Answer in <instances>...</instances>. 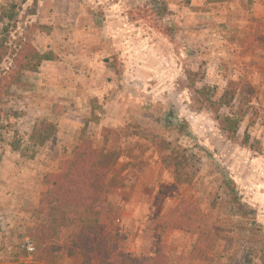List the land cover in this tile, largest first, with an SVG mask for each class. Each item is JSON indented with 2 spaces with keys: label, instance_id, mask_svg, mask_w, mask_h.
Here are the masks:
<instances>
[{
  "label": "rangeland",
  "instance_id": "1",
  "mask_svg": "<svg viewBox=\"0 0 264 264\" xmlns=\"http://www.w3.org/2000/svg\"><path fill=\"white\" fill-rule=\"evenodd\" d=\"M15 2L0 63V264H88L62 248L71 227L53 257L39 239L52 217L43 178L80 145L115 160L111 239L132 257L264 264V0ZM30 48L59 60L22 71ZM40 121L56 126L42 147L29 139Z\"/></svg>",
  "mask_w": 264,
  "mask_h": 264
},
{
  "label": "trees",
  "instance_id": "2",
  "mask_svg": "<svg viewBox=\"0 0 264 264\" xmlns=\"http://www.w3.org/2000/svg\"><path fill=\"white\" fill-rule=\"evenodd\" d=\"M15 1L8 0V10L0 14V63L7 55L6 44L11 21L17 10ZM206 1L211 2L212 0ZM58 60V57L52 53L40 54L30 48V52L23 57L24 63L19 68L22 71L36 73L42 63ZM231 100L232 96H229L228 92L220 97V103L223 105H228ZM220 123L221 126L227 128L229 133H236L238 124L235 121L224 118ZM55 133L54 124L40 121L35 124L29 139L34 145L42 147L53 140ZM11 148L17 151L18 143L13 142ZM80 148L81 145L73 150L69 168L59 169L57 174H48L43 178L39 211L48 216L50 214L52 217L48 227L45 228L46 231L39 236L45 245L43 249L41 248V252L44 251L49 257H53L54 252L61 248L59 230L69 226L72 231L68 239L64 243L62 241V248L69 252L78 251L83 263L89 264L95 258L97 264H147L146 260L126 253L111 239L116 208L104 197L106 194L104 180L114 167L115 160L108 165L107 157L110 156L89 149L83 154ZM173 221L170 220L165 225ZM41 249L39 248V251ZM159 254L160 251L155 253L151 264L160 263ZM52 262L49 261V263Z\"/></svg>",
  "mask_w": 264,
  "mask_h": 264
},
{
  "label": "crops",
  "instance_id": "3",
  "mask_svg": "<svg viewBox=\"0 0 264 264\" xmlns=\"http://www.w3.org/2000/svg\"><path fill=\"white\" fill-rule=\"evenodd\" d=\"M59 56V55H58ZM60 58V56H59ZM46 64H49V65H53L54 62H45ZM53 69V68H52ZM50 75V73L48 74V76Z\"/></svg>",
  "mask_w": 264,
  "mask_h": 264
}]
</instances>
